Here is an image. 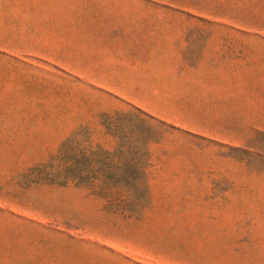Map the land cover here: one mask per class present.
Here are the masks:
<instances>
[{
  "label": "rangeland",
  "instance_id": "1",
  "mask_svg": "<svg viewBox=\"0 0 264 264\" xmlns=\"http://www.w3.org/2000/svg\"><path fill=\"white\" fill-rule=\"evenodd\" d=\"M0 264H264V0H0Z\"/></svg>",
  "mask_w": 264,
  "mask_h": 264
}]
</instances>
